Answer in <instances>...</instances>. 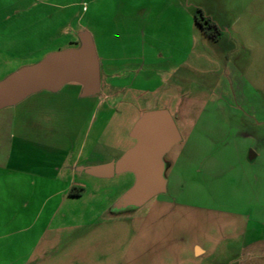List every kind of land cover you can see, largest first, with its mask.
<instances>
[{"label": "rangeland", "instance_id": "rangeland-1", "mask_svg": "<svg viewBox=\"0 0 264 264\" xmlns=\"http://www.w3.org/2000/svg\"><path fill=\"white\" fill-rule=\"evenodd\" d=\"M177 1L0 0V81L76 47L63 27L87 26L96 51L133 56L138 25L157 33ZM180 1L188 17L186 79L156 92L169 93L168 102L107 100L103 90L81 100L69 84L0 110V173L57 175L63 187L71 171L80 188L78 196L59 193L43 206L37 230L44 227L46 256L27 264H243L246 241L264 235V0ZM198 10L220 31L216 41L194 24ZM147 105H166L185 139L164 157L166 193L115 213L110 208L132 174L100 179L76 168L131 148L128 133Z\"/></svg>", "mask_w": 264, "mask_h": 264}, {"label": "crops", "instance_id": "crops-1", "mask_svg": "<svg viewBox=\"0 0 264 264\" xmlns=\"http://www.w3.org/2000/svg\"><path fill=\"white\" fill-rule=\"evenodd\" d=\"M2 7L0 4V20H5ZM172 8L175 13L169 10L165 23L160 26L157 33L151 31L150 26L138 25L137 51L133 56L119 55L116 48H111L110 51L104 49L102 52L96 51L100 66V92L104 91L107 100L131 96L144 104H148L152 100L159 102L165 98L168 102V99L170 100L169 93H163L162 91L167 88L162 86L166 85L172 89L184 83L188 46L187 7L178 0ZM87 11L86 9L85 13ZM118 17L116 15V20ZM78 28L63 27V35L69 36L68 44L71 43V37L76 36ZM81 28L91 32L87 26ZM101 29L103 33L101 32L100 37L103 38L105 36L104 28ZM160 33L162 39L156 41ZM153 82L157 84L153 88L145 87ZM161 88L160 92L164 96L162 93L156 96V92ZM79 91L80 87L78 86V91L75 94L77 98ZM163 106L161 109H166V105ZM149 108L147 105L143 110L146 111ZM183 139L185 137L181 136V141ZM11 170V172L9 170V172L0 173V264H13L14 261L27 264L37 253L43 260L46 256L41 252L42 244H44V227L37 230L43 206L59 193L69 194L70 189L76 187L73 174L69 169L70 175L63 187H60L57 175L48 177L32 175L34 178H31L23 171ZM43 193H47L46 197L38 200L36 195ZM50 215L48 219H50ZM246 242L243 247V264H264V235L252 236ZM199 250L201 251V249Z\"/></svg>", "mask_w": 264, "mask_h": 264}, {"label": "water", "instance_id": "water-1", "mask_svg": "<svg viewBox=\"0 0 264 264\" xmlns=\"http://www.w3.org/2000/svg\"><path fill=\"white\" fill-rule=\"evenodd\" d=\"M77 46L45 55L0 81V110L14 107L29 96L45 91L57 93L64 86L80 87L78 98H92L100 92V66L91 34L76 32ZM128 136L134 141L118 159L80 166L78 173L100 179L130 173L132 185L111 206L110 211L136 209L166 193L165 155L180 143L181 135L166 109L142 112ZM251 154L248 159H252Z\"/></svg>", "mask_w": 264, "mask_h": 264}, {"label": "trees", "instance_id": "trees-1", "mask_svg": "<svg viewBox=\"0 0 264 264\" xmlns=\"http://www.w3.org/2000/svg\"><path fill=\"white\" fill-rule=\"evenodd\" d=\"M200 16L199 18L198 17H195L194 18V21H195V24L203 31L204 34H206L211 40L213 41H216L220 35V31L218 30L217 26L211 22L209 19L207 18H204L202 16V13L200 10H198ZM79 191H80V188L78 187H72L69 191V195L70 196H78L79 195ZM125 211H132V209H128V210H125ZM122 211L120 212H116L115 213H121Z\"/></svg>", "mask_w": 264, "mask_h": 264}, {"label": "flooded vegetation", "instance_id": "flooded-vegetation-1", "mask_svg": "<svg viewBox=\"0 0 264 264\" xmlns=\"http://www.w3.org/2000/svg\"><path fill=\"white\" fill-rule=\"evenodd\" d=\"M165 166H166V164H165Z\"/></svg>", "mask_w": 264, "mask_h": 264}]
</instances>
